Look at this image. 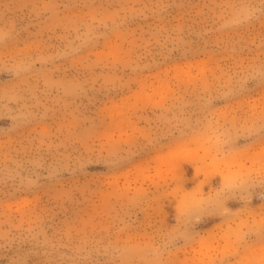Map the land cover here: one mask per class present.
Here are the masks:
<instances>
[{
    "label": "rangeland",
    "instance_id": "1",
    "mask_svg": "<svg viewBox=\"0 0 264 264\" xmlns=\"http://www.w3.org/2000/svg\"><path fill=\"white\" fill-rule=\"evenodd\" d=\"M0 264H264V0H0Z\"/></svg>",
    "mask_w": 264,
    "mask_h": 264
}]
</instances>
